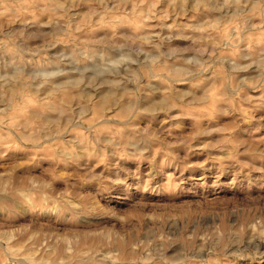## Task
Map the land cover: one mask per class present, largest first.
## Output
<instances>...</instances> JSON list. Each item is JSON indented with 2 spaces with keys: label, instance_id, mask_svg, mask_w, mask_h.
<instances>
[{
  "label": "rangeland",
  "instance_id": "obj_1",
  "mask_svg": "<svg viewBox=\"0 0 264 264\" xmlns=\"http://www.w3.org/2000/svg\"><path fill=\"white\" fill-rule=\"evenodd\" d=\"M0 264H264V0H0Z\"/></svg>",
  "mask_w": 264,
  "mask_h": 264
},
{
  "label": "bare ground",
  "instance_id": "obj_2",
  "mask_svg": "<svg viewBox=\"0 0 264 264\" xmlns=\"http://www.w3.org/2000/svg\"><path fill=\"white\" fill-rule=\"evenodd\" d=\"M111 67H112V66H111ZM113 68H114L115 70L117 69V68H115V67H112V69H113ZM96 69H98V68H96ZM101 69H102V68H101ZM114 69L111 70L110 68H108V72L106 73V76H107V75H109V76H111V75H113V76L116 75V73H118V72H117L118 70H116V71L114 72ZM71 70H73V69H71ZM84 70H85V69H83V71H84ZM119 70H120V69H119ZM76 71H79V70H76ZM76 71H75V73H73V74H76ZM81 71H82V70H81ZM101 71H102V70H101ZM103 71H106V68H105V69L103 68ZM103 71H102V72H103ZM59 72H61V71H59ZM63 72H64V71H63ZM67 72H68V71H67ZM67 72H66V73H67ZM69 72H70V71H69ZM71 72H72V71H71ZM96 72H97V71H96ZM99 72H100V70H99ZM99 72H98V73H99ZM102 72H100V73H102ZM119 72H120V71H119ZM47 73H48V72H47ZM64 73H65V72H64ZM98 73H97V74H98ZM52 74H54V73H52ZM52 74H51V75H52ZM62 74H63V73H62ZM77 74H78V72H77ZM80 74H81V73H80ZM84 74H85V73H84ZM93 74H95V71H93ZM97 74L94 76V78H96V76H97V77L99 78V80H100L101 78L104 77V76L102 77V75H99V76H100V77H99ZM43 75H44V73H43ZM49 75H50V73H48L47 76H49ZM59 75H60V74H59ZM59 75H58V77H59ZM78 75H79V74H78ZM81 75H83V74H81ZM41 76H42V75H41ZM45 76H46V73H45ZM54 76H55V75H54ZM109 76H107V77H109ZM43 77H44V76H42L41 78H43ZM55 77H56V76H55ZM55 77H54V78H55ZM69 77H70V76H69ZM83 77H84V76H83ZM83 77H80V78H79L80 80H79V79H78V80H79V81L83 80V79H81V78H83ZM86 77H87V76H86ZM89 77H91V75H90ZM89 77H88V78H89ZM44 78H45V77H44ZM46 78H47V77H46ZM51 78H53V77H51ZM105 78H106V77H105ZM105 78H104V79H105ZM109 78H110V77H109ZM66 79H70V78H66ZM73 79H74V78H73ZM76 79H77V78H76ZM76 79L72 80V82H73V81H76ZM104 79H102V80H104ZM92 80H93V77H92ZM97 80H98V79H97ZM102 80H100V81H102ZM105 80H106V79H105ZM105 80H104V81H105ZM35 81H36V80H35ZM70 81H71V80H70ZM79 81L77 82V84H79ZM87 81H88V80H87ZM89 81H91V80H89ZM106 81H107V80H106ZM108 81H109V80H108ZM48 82H49V81H48ZM110 82H111V81H110ZM32 83H33V82H32ZM40 83H41V82H40ZM74 83H75V82H74ZM74 83H73V86H74ZM92 83H93V82H92ZM45 84H46V83H45ZM60 84H61V83H60ZM70 84H71V83H70ZM86 84H87V83H86ZM100 84H101V83H100ZM100 84H99V85H100ZM32 85H33V84H32ZM43 85H44V84H43ZM75 85H76V83H75ZM87 85H88V84H87ZM90 85H91V84H90ZM95 85H96V84H95ZM35 86H36V85H35ZM35 86H34V87H35ZM40 86H41V85H40ZM78 86H80V84H79ZM67 87H68V86H67ZM84 87H85V86H84ZM86 87H87V86H86ZM86 87H85V88H86ZM40 88H41V87H40ZM77 88H78V87H77ZM93 88H94V87H93ZM71 89H72V88H71ZM81 89H82V88H81ZM87 89H90V87H88ZM100 89H101V88H100ZM34 91H35V90H34ZM118 91H119V90H118ZM35 92H37V91H35ZM82 92H84V91H81V93H82ZM92 92H93V91H92ZM92 92H91V94H92ZM84 93H85V92H84ZM87 93H88V92H87ZM115 93H116V92H115ZM82 94H83V93H82ZM82 94H81V95H82ZM88 95H89V94H88ZM85 96H86V95H85ZM106 97H107V96H106ZM108 97H109V95H108ZM110 97H111V96H110ZM103 98H104V97H103ZM104 103H105V102H104ZM127 108H128V107H127ZM129 109H130V108H129ZM150 109H151V108H150ZM148 111H150V110L148 109ZM151 111H152V110H151ZM153 111H154V110H153ZM99 123H100V122H99ZM123 125H124V124H123Z\"/></svg>",
  "mask_w": 264,
  "mask_h": 264
}]
</instances>
